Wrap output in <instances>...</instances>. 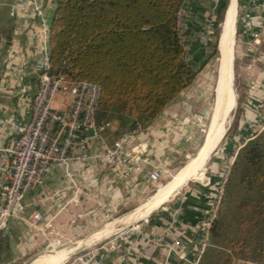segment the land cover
<instances>
[{
  "label": "trees",
  "instance_id": "1",
  "mask_svg": "<svg viewBox=\"0 0 264 264\" xmlns=\"http://www.w3.org/2000/svg\"><path fill=\"white\" fill-rule=\"evenodd\" d=\"M184 1L53 0L47 72L100 87L98 126L117 122L116 136L137 128L146 130L193 84L207 63L206 45L196 39L188 49L180 35L178 12ZM228 4L229 0H218L214 11L211 58L218 55ZM190 8L191 4L185 19L187 33L201 31L188 17ZM251 16L247 22L253 19ZM195 50L196 55L190 59L188 55ZM243 102L244 98L239 101L238 115L243 113ZM239 197L242 200L238 205ZM232 203L236 204L233 208ZM211 210L201 221L210 216ZM232 226L239 233L247 230L237 248L250 250L252 256L240 260L264 264V129L248 139L234 157L208 232L210 239L226 234ZM235 253L225 256L222 264H231L238 255Z\"/></svg>",
  "mask_w": 264,
  "mask_h": 264
},
{
  "label": "crops",
  "instance_id": "2",
  "mask_svg": "<svg viewBox=\"0 0 264 264\" xmlns=\"http://www.w3.org/2000/svg\"><path fill=\"white\" fill-rule=\"evenodd\" d=\"M214 1L192 0L188 17L196 22L204 21L207 8L213 9ZM5 2L6 5L0 9V119L12 113L17 122L23 125L30 119V103L38 76L42 71L41 53L34 49L32 35L35 28L32 27V15L22 12L19 0H5ZM44 4L47 20L50 21L54 9L53 0H47ZM11 12L14 16L10 15ZM249 14L253 19L246 24L248 31L243 37L246 43L241 50L243 61L240 68L243 83L247 87L242 114L252 120L257 113L254 103L259 104L264 99V60L254 56L258 53L264 56V37L261 38L259 45L252 47L253 34L261 35L264 31V0L257 1ZM12 53L16 55L12 65L18 66L23 61L27 62L22 71L21 82L16 72L12 70V65L10 68L7 64L8 57ZM194 53L197 51L195 50ZM22 90L25 91L24 95H20ZM171 104L140 135L155 138L158 135L156 132L160 121L170 113ZM10 137L0 128V143H9ZM157 150L159 155L163 153V149ZM154 152L147 151V159H144L146 164L141 163L140 173L128 174L121 168L100 163L74 165V174L84 179L89 192L82 193L79 196V205L72 206L68 212H58L57 208L50 204L44 209L46 218L54 215V245L66 247L57 254L54 253L60 258V264L75 252L91 246L98 248L95 250V257L101 261V264H189L195 258L194 238L200 232L201 219L213 206L215 189L184 191L178 205H170L148 217L141 233L143 236L135 233L125 237L120 236L117 239L118 249L112 251L107 248L110 243L108 238L113 232L124 231L138 221L132 224L125 223L124 218H119L117 215L121 211H128L142 198L148 196L153 182L147 179L145 174L155 170L152 157L155 156ZM66 185L62 171L51 167L45 177L44 191L47 193L61 191ZM37 194L38 192H34L28 195L26 203L36 198ZM41 247L43 248L41 238L32 239L26 225L11 222L9 229L0 236V264H16L33 257L26 263L31 264L42 255L33 256ZM183 252L187 253V260L179 258Z\"/></svg>",
  "mask_w": 264,
  "mask_h": 264
},
{
  "label": "built area",
  "instance_id": "3",
  "mask_svg": "<svg viewBox=\"0 0 264 264\" xmlns=\"http://www.w3.org/2000/svg\"><path fill=\"white\" fill-rule=\"evenodd\" d=\"M46 1L19 0L22 12L31 14L33 18L34 49L41 53L42 71L31 99L29 121L20 125L12 113L0 119V128L11 136L9 143H0V236L9 229L11 222L21 223L29 228L32 239L41 238L45 247L44 253H57L59 251L54 252V215L46 218L44 209L50 204L55 206L58 212H68L72 206L79 205V196L82 193L89 192L84 179L74 174V165L100 163L121 168L128 174L140 173V165L144 162L142 157L148 143L132 144L142 132L137 128L107 144L103 133L109 124L98 126L96 121L100 87L88 81H70L61 75H49V21L45 13ZM191 1L185 0L178 12L181 36L182 24L187 17V7ZM217 3L218 0H215L213 14ZM5 5V0H0V9ZM10 15L14 16V13L11 12ZM210 27L211 25L197 34L196 39L200 43L206 42L205 34L209 32ZM252 37L254 44H260L258 33H254ZM256 56L264 60L262 54L258 53ZM15 58V53L9 55L7 64L10 68ZM26 65V61L18 66L12 65V70L16 72L20 82ZM24 94V90L20 91V95ZM260 108L264 113V99ZM263 129L264 125L261 130ZM51 167L62 171L67 185L61 191L47 193L43 187ZM145 175L153 183L159 178L157 170ZM34 192H38L37 197L26 203L27 196ZM218 205L219 202H216L210 216L200 223L202 231L204 229L205 232L199 234L200 241L203 240L204 244H201L198 258L205 247ZM133 232L143 236L138 229ZM85 250L87 248L81 250L82 254L76 253L69 257L63 264H101L95 257L94 250ZM194 251H197V247ZM179 258L187 260V253H181ZM233 264L257 263L240 260Z\"/></svg>",
  "mask_w": 264,
  "mask_h": 264
},
{
  "label": "rangeland",
  "instance_id": "4",
  "mask_svg": "<svg viewBox=\"0 0 264 264\" xmlns=\"http://www.w3.org/2000/svg\"><path fill=\"white\" fill-rule=\"evenodd\" d=\"M257 1L259 0H237V15L235 23L236 32L232 66V88L234 91V100L227 108L228 120L223 139L220 141L217 148L211 153L210 158L204 166L202 174L195 179H190L189 182L186 181L181 186L174 189L167 200L161 206L147 215L146 218L138 220L137 223H134L131 226L127 227L124 231L113 232L108 238V243L110 242L107 246L108 249L112 251L118 249L117 239L120 236H129L131 235L130 233H135L136 235H138L137 232H133V230L137 229L138 231H140V233H142L144 227L146 226L145 223L148 220V217L153 213L159 212L163 208L169 207L170 205H178L184 191L215 189L213 207L211 212L214 210L216 202H219L220 205V202L224 195V184L228 178L231 165L237 151L246 141H248V139H250L252 136H255L256 133H259L264 125V113L260 108L262 102L259 104L254 103V108L257 110L254 119L250 120L243 114L238 115L239 101L244 98L247 90V87H245V84L243 83V74L240 68L242 64L241 61H243L241 50L243 47H245L246 43L243 37L248 31V27L246 24L249 11L253 6H255ZM207 10L208 11L205 20L202 22H196V24L198 23L202 30L211 25L209 32L205 34L206 42H204V44L201 42L204 46L206 45L204 56V59H206L207 61L206 65L198 74L195 82L179 98H177V100L174 101L173 104H171V106L169 107L170 113L166 114L163 120L160 121L161 123L158 126V131L156 132L158 135L155 138H151L150 136L146 138L143 135H140V133V136L138 135L139 137L134 139L132 142V144L145 142L148 143L146 152L142 157L143 160L147 159V151H155V156L152 157L154 168L159 172V178L149 188L148 196L142 198L128 211H121L117 215V217L119 218L123 217L125 219L127 218V216L137 213V211L140 210L147 203V201L159 196L172 184L174 177L180 172V170H182L188 164V162L196 157L201 149H203V147L205 146L207 129L215 100L214 92L217 84L216 82L218 81L217 74L220 58L219 51L217 56L211 58V54L213 52V44L215 42L213 36L214 14L213 9L207 8ZM186 25L187 24L184 21L182 24V38L185 42H187L186 46L189 49V44L195 43L197 34H199L202 30L194 32L191 31V33H187L188 29ZM238 29H240V31H238ZM221 30L222 25L220 28V34ZM258 37L261 40V38L264 37V31L261 35L260 33H258ZM254 46L257 45L253 43L252 47L254 48ZM194 55H196V53L191 54V56L188 55V57L191 59V57H194ZM254 56L256 57V54ZM200 63L201 60L199 61V64ZM118 130L119 127L117 122L111 121V123L103 133L107 144H111L112 142L122 137V135H115V132ZM149 138H151V140H149ZM157 149H163V153L159 155V151ZM241 200L242 197H239L237 200L238 205ZM235 205V203H232L230 207L233 208L235 207ZM227 230L229 231H227V233L225 232L226 234L223 233V235H220L219 238H215L214 240L210 239L208 233V239L205 242V247L199 258L197 257V254L198 251L202 248L201 244H204V242L203 240L200 241L201 237L199 236V234L195 235L194 246L197 247V251L195 252V258L190 261V264H199L203 261L205 264H222L225 256H234L235 252H237L238 255L235 256L231 264L240 259H249L252 256L250 250L249 252L248 250L243 252L241 249L237 248V243L245 237V231L247 230L239 233L236 229L233 228V226L228 228ZM204 232L205 230L203 229V231L200 233L203 234ZM54 248V252L66 249V247H61L58 245H54ZM96 249H98L96 246H91L87 248L85 252L93 250L94 252H96ZM44 252V246L43 248L41 247V249L35 251L33 256H38L40 254L42 255L37 257L31 264H36L41 259L46 262H50L55 258L54 253L46 254ZM76 253L80 255L83 252L79 250L78 252H75V254ZM31 258L24 259L17 262L16 264H26L31 260ZM56 264H60V261L56 262Z\"/></svg>",
  "mask_w": 264,
  "mask_h": 264
},
{
  "label": "bare ground",
  "instance_id": "5",
  "mask_svg": "<svg viewBox=\"0 0 264 264\" xmlns=\"http://www.w3.org/2000/svg\"><path fill=\"white\" fill-rule=\"evenodd\" d=\"M236 13L237 0H231L230 8L222 24L220 34V58L217 74L218 81L216 82L217 84L214 92L215 100L207 129L205 146L196 157L180 170V172L174 177L172 184L167 189H165L159 196L147 201L137 213L127 216V218L124 219L125 223L132 224V222L136 220L146 218L150 212L158 208L167 200L174 189L181 186L186 181L189 182L190 179H195L200 176L211 153L217 148L220 141L223 139L228 120L227 108L234 100V91L232 88V66ZM54 256L55 258L50 262L41 259L36 264H56V262L61 261L58 256Z\"/></svg>",
  "mask_w": 264,
  "mask_h": 264
},
{
  "label": "water",
  "instance_id": "6",
  "mask_svg": "<svg viewBox=\"0 0 264 264\" xmlns=\"http://www.w3.org/2000/svg\"><path fill=\"white\" fill-rule=\"evenodd\" d=\"M230 3H231V0H229V4H228L227 10H226V12H225L224 19H225L226 15H227V13H228V11H229ZM223 22H224V20H223ZM223 22H222V24H223ZM222 24H221V25H222ZM235 32H236V30H235ZM220 36H221V35H220ZM220 36H219V40H218V51H219ZM234 41H235V33H234ZM232 80H233V77H232ZM90 134H92V131H90Z\"/></svg>",
  "mask_w": 264,
  "mask_h": 264
}]
</instances>
